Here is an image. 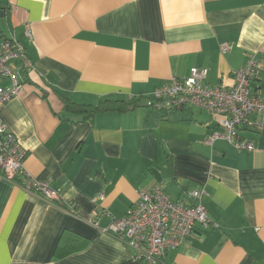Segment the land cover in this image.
Here are the masks:
<instances>
[{"label": "crops", "instance_id": "crops-1", "mask_svg": "<svg viewBox=\"0 0 264 264\" xmlns=\"http://www.w3.org/2000/svg\"><path fill=\"white\" fill-rule=\"evenodd\" d=\"M2 37L19 41L32 67L13 62L23 93L0 119L26 150L25 171L59 199L0 178V264H141L101 229L156 183L173 201L203 188L218 225L196 224L161 264H264V132L239 128L254 150L208 145L218 128L204 110L146 105L192 67L207 70L205 84L230 87L251 54L261 68L250 95L264 98V0H0ZM100 102L134 106L88 115L68 105Z\"/></svg>", "mask_w": 264, "mask_h": 264}, {"label": "built area", "instance_id": "built-area-1", "mask_svg": "<svg viewBox=\"0 0 264 264\" xmlns=\"http://www.w3.org/2000/svg\"><path fill=\"white\" fill-rule=\"evenodd\" d=\"M26 35L32 37L30 29ZM230 49L227 43H221L219 50L226 53ZM30 71L32 63L25 48L15 38H0V107L12 98L23 93V83L13 62ZM255 54L249 55L246 65L232 71L233 84L224 87L204 83L207 70L192 67L186 77H172L167 83L156 88L146 98V105L153 109L170 112L188 108L204 110L214 118L217 130L208 135L204 142L208 145L223 140L235 149L254 150L253 144L239 135V128L246 126L255 132H264V98L250 95V85L260 71ZM26 150L16 136L9 131L0 119V178L17 183L26 192L49 201H58V191L48 182L29 175L24 169ZM18 175H23L21 182ZM204 189L189 193L192 202L173 201L165 192L162 183L154 184L149 190L138 192V198L120 219H113L101 229L110 233L132 252L135 261L141 264H161L170 250L184 245L195 233V226L207 229L217 227L201 203ZM102 195H98L102 199ZM66 211L77 215V206L69 203ZM98 228L96 220H88Z\"/></svg>", "mask_w": 264, "mask_h": 264}, {"label": "trees", "instance_id": "trees-1", "mask_svg": "<svg viewBox=\"0 0 264 264\" xmlns=\"http://www.w3.org/2000/svg\"><path fill=\"white\" fill-rule=\"evenodd\" d=\"M114 104H116L117 106ZM68 105L72 106L75 111H86L88 113V115H93L94 113H96L98 111L112 109L115 106L118 107L119 109H126L130 106L133 107L134 103H132V104H128V103L117 104V103L100 102L99 105H97L95 107H89V108L84 106V105H74L72 103H68Z\"/></svg>", "mask_w": 264, "mask_h": 264}]
</instances>
